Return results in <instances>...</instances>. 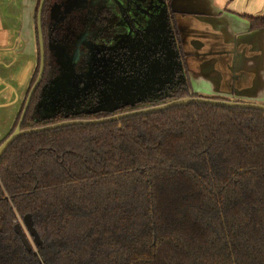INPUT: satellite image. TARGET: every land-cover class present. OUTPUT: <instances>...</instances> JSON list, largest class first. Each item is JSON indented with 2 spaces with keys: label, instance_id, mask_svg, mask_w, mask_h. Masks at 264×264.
<instances>
[{
  "label": "trees",
  "instance_id": "1",
  "mask_svg": "<svg viewBox=\"0 0 264 264\" xmlns=\"http://www.w3.org/2000/svg\"><path fill=\"white\" fill-rule=\"evenodd\" d=\"M184 98L204 97L186 80L150 104L41 118L36 91L22 129ZM26 215L42 242L31 252L15 232ZM0 264H264V112L190 104L20 137L0 159Z\"/></svg>",
  "mask_w": 264,
  "mask_h": 264
},
{
  "label": "flooded vegetation",
  "instance_id": "2",
  "mask_svg": "<svg viewBox=\"0 0 264 264\" xmlns=\"http://www.w3.org/2000/svg\"><path fill=\"white\" fill-rule=\"evenodd\" d=\"M159 1L45 0L41 15L45 70L36 90L39 94L35 106L37 117L71 118L107 114L113 108L119 111L130 106L117 101L118 94L119 97L125 96L124 101L134 96L131 100L136 102L132 106L135 107L169 96L184 84V66L181 70L176 65L172 73L163 71L154 74L150 71L159 59L164 68L168 63L173 65L175 42L178 49L173 30L167 31L160 39L157 23L165 14L163 8H159ZM40 2L34 16L37 20L34 31L37 64L41 62ZM164 3L171 25L167 3ZM129 29L137 39L135 56L144 54V63L139 60L129 62L128 46L133 44L128 39ZM117 38L122 40L112 44ZM160 40L161 46L158 45ZM85 42L92 49L91 53L83 45ZM144 46H147L145 53L142 51ZM177 59L183 64L180 51ZM128 88H132L131 94L127 93ZM138 99L142 100L138 102Z\"/></svg>",
  "mask_w": 264,
  "mask_h": 264
},
{
  "label": "crops",
  "instance_id": "3",
  "mask_svg": "<svg viewBox=\"0 0 264 264\" xmlns=\"http://www.w3.org/2000/svg\"><path fill=\"white\" fill-rule=\"evenodd\" d=\"M170 8L191 93L264 104V29L252 31L247 19L264 16V0H171ZM32 78L14 104V80L0 73V142L12 129Z\"/></svg>",
  "mask_w": 264,
  "mask_h": 264
},
{
  "label": "water",
  "instance_id": "4",
  "mask_svg": "<svg viewBox=\"0 0 264 264\" xmlns=\"http://www.w3.org/2000/svg\"><path fill=\"white\" fill-rule=\"evenodd\" d=\"M45 0H41L40 6H39V11H38V28H39V38H40V47H41V62H40V69H39V75L37 77L36 82L32 86L27 98L26 102L20 117V120L18 122L17 128L15 131L1 144L0 146V159L3 157V155L6 153V151L9 149V147L20 137L26 136V135H31V134H37V133H43V132H49L57 129H62L66 127H71V126H93V125H101V124H106V123H112V122H118L123 119L129 118V117H136V116H141V115H148V114H154L158 113L161 111H165L174 107H179V106H188L190 104H202V105H209V106H217V107H226V108H232V109H249V110H256V111H261L264 112V104H253V103H244V102H236V101H225V100H216V99H207V98H184V99H179V100H174L170 101L166 104L156 106L153 108H147V109H142V110H137L125 114H120V115H115L109 118H103L99 120H69L65 122H60L54 125L50 126H45L42 128H35V129H28V130H23L22 125L24 123V120L26 118V115L28 113V110L30 108L33 96L38 89V87L41 84L44 70H45V60H44V47H43V37L41 33V15H42V10L44 7ZM160 6L159 8H163V12L165 15L163 17L159 18V22L157 23V27L159 30V36L160 39L162 40V37L165 35V33L172 32L171 25L169 23L168 15H167V10H166V5L163 0L159 1ZM173 39L174 35L172 36ZM128 39L129 41H133V44L131 46H128V55L130 56L129 62H136L140 61L141 63H144V54L141 56V54L135 56L138 45H137V39L136 36H134V32L129 29V34H128ZM121 38H117L116 41H113L112 44H118L119 41H121ZM158 43V45H162V42ZM83 45L86 47L89 52H92V49H89V44L87 42L83 43ZM175 48L173 51L172 56L175 58L174 64L170 65L168 63L166 65V68H164L162 61L159 59L157 61V64L150 70L152 73L157 74L161 72H173L174 67L177 65V67L181 68L183 70V64L181 61L177 58H179V51L177 49V44L175 42ZM147 46H144L143 48V53L144 50L146 49ZM140 52V51H139ZM138 52V53H139ZM136 57V58H135ZM104 68V66H103ZM166 69V70H165ZM70 71V70H68ZM75 68L73 67L72 72L74 73ZM106 73V71L104 70ZM89 75V74H88ZM70 77V76H69ZM58 80L55 82L57 83ZM132 88H128L127 93L131 94ZM134 96H131L130 100L125 102V105H130L133 106L135 105L136 102H133L131 99H133ZM142 99H138V102H140ZM41 103L38 104L40 106ZM117 108H113L109 110L108 112H114ZM24 226L26 231L24 230L23 226L21 224H16L15 225V232L16 234L20 237L23 245L25 248L31 252L33 250V247L40 246L42 244L40 236L37 232V230L34 227V221L32 219L31 215H26L24 217ZM38 252L35 251V255H37Z\"/></svg>",
  "mask_w": 264,
  "mask_h": 264
},
{
  "label": "rangeland",
  "instance_id": "5",
  "mask_svg": "<svg viewBox=\"0 0 264 264\" xmlns=\"http://www.w3.org/2000/svg\"><path fill=\"white\" fill-rule=\"evenodd\" d=\"M39 2L40 0H0V73L14 80L12 81L16 87L14 104L21 102L26 85L37 70L34 16ZM37 77L35 75L36 80ZM123 98H125L123 95L116 96L117 101L126 102ZM19 222L26 231L23 221L19 219Z\"/></svg>",
  "mask_w": 264,
  "mask_h": 264
}]
</instances>
